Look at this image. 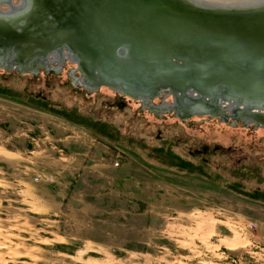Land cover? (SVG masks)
Segmentation results:
<instances>
[{
  "label": "rangeland",
  "instance_id": "rangeland-1",
  "mask_svg": "<svg viewBox=\"0 0 264 264\" xmlns=\"http://www.w3.org/2000/svg\"><path fill=\"white\" fill-rule=\"evenodd\" d=\"M1 64L0 264H264V125Z\"/></svg>",
  "mask_w": 264,
  "mask_h": 264
},
{
  "label": "water",
  "instance_id": "water-1",
  "mask_svg": "<svg viewBox=\"0 0 264 264\" xmlns=\"http://www.w3.org/2000/svg\"><path fill=\"white\" fill-rule=\"evenodd\" d=\"M2 45L7 69L64 56L89 89L264 125V0H0Z\"/></svg>",
  "mask_w": 264,
  "mask_h": 264
},
{
  "label": "flooded vegetation",
  "instance_id": "flooded-vegetation-1",
  "mask_svg": "<svg viewBox=\"0 0 264 264\" xmlns=\"http://www.w3.org/2000/svg\"><path fill=\"white\" fill-rule=\"evenodd\" d=\"M1 48L3 49V50H2L3 52L0 51V54H2V55H1L2 59H4L3 56H4L5 54H7L8 52H7V50L4 48L3 45L1 46ZM65 52H66V51H65ZM63 55H64V54H63ZM55 56H56L57 58L60 57V56H58V55H55ZM65 57H66V55H65ZM19 58H20V57H19V54H18V59H19ZM51 58H53V56H52V55H48L47 60H46L45 64L43 65V67H46L47 63H49V59H51ZM2 63H4V62H2Z\"/></svg>",
  "mask_w": 264,
  "mask_h": 264
},
{
  "label": "built area",
  "instance_id": "built-area-1",
  "mask_svg": "<svg viewBox=\"0 0 264 264\" xmlns=\"http://www.w3.org/2000/svg\"><path fill=\"white\" fill-rule=\"evenodd\" d=\"M54 58H56V56H53V58H51L52 59V61H50L51 59H49V63H47V65H46V68H48L49 67V64H51V63H53V62H57L58 63V65L59 66H61L62 64H63V62L66 60V58H64V56L63 57H58V58H56V60L55 61H53V59ZM78 77V76H77ZM76 78V77H75ZM76 79H79V78H76ZM117 164V163H116Z\"/></svg>",
  "mask_w": 264,
  "mask_h": 264
},
{
  "label": "bare ground",
  "instance_id": "bare-ground-1",
  "mask_svg": "<svg viewBox=\"0 0 264 264\" xmlns=\"http://www.w3.org/2000/svg\"><path fill=\"white\" fill-rule=\"evenodd\" d=\"M219 1H225V3H226V1H227V2H234V3H242V2L245 1V0H219ZM0 50H3V49L0 48ZM40 59H41V58L37 59V61L39 62ZM235 109L238 110L237 108H235Z\"/></svg>",
  "mask_w": 264,
  "mask_h": 264
}]
</instances>
